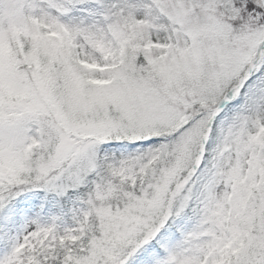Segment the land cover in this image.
Listing matches in <instances>:
<instances>
[{"label": "snow or ice", "instance_id": "obj_1", "mask_svg": "<svg viewBox=\"0 0 264 264\" xmlns=\"http://www.w3.org/2000/svg\"><path fill=\"white\" fill-rule=\"evenodd\" d=\"M0 264H264V0H0Z\"/></svg>", "mask_w": 264, "mask_h": 264}]
</instances>
